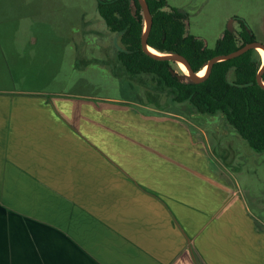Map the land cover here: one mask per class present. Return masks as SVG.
Instances as JSON below:
<instances>
[{
    "label": "crops",
    "instance_id": "crops-1",
    "mask_svg": "<svg viewBox=\"0 0 264 264\" xmlns=\"http://www.w3.org/2000/svg\"><path fill=\"white\" fill-rule=\"evenodd\" d=\"M99 101L0 90V264H264V222L188 125Z\"/></svg>",
    "mask_w": 264,
    "mask_h": 264
},
{
    "label": "rangeland",
    "instance_id": "rangeland-1",
    "mask_svg": "<svg viewBox=\"0 0 264 264\" xmlns=\"http://www.w3.org/2000/svg\"><path fill=\"white\" fill-rule=\"evenodd\" d=\"M96 3L0 0V90L86 95L109 108L126 107L146 121L186 124L191 136L203 141L205 152L226 171L251 213L264 222V153L254 151L223 114H200L189 104L174 103L170 92L158 88L152 76L128 74L117 59L124 49L121 36L106 27ZM167 3L166 11L181 9L189 15L188 32L209 49L230 26L240 30L236 18L245 20L257 41L264 43V0ZM177 64L172 62L173 69L185 77ZM229 79L235 81L234 72ZM131 116L126 113V121H133Z\"/></svg>",
    "mask_w": 264,
    "mask_h": 264
},
{
    "label": "trees",
    "instance_id": "trees-1",
    "mask_svg": "<svg viewBox=\"0 0 264 264\" xmlns=\"http://www.w3.org/2000/svg\"><path fill=\"white\" fill-rule=\"evenodd\" d=\"M145 1L153 16L148 45L161 53L184 56L195 73L203 70L212 58L257 41L247 22L236 18L240 30L228 28L215 48L209 49L188 32L189 15L185 11H166L167 0ZM97 12L106 27L121 36L124 49L118 51L117 59L128 74L152 76L158 88L170 92L174 103L189 104L200 114H223L254 151L264 153V88L257 82L263 65L260 53L250 50L218 62L209 78L196 84L175 72L172 62L156 60L144 52L141 40L145 20L138 0H97ZM231 72L235 73V81L229 79ZM262 78L264 81V74Z\"/></svg>",
    "mask_w": 264,
    "mask_h": 264
},
{
    "label": "water",
    "instance_id": "water-1",
    "mask_svg": "<svg viewBox=\"0 0 264 264\" xmlns=\"http://www.w3.org/2000/svg\"><path fill=\"white\" fill-rule=\"evenodd\" d=\"M141 9H142V14L145 20V31L142 36L141 44L144 52L151 56L152 58L160 61H169V62H175V63H183L188 71L189 75H186L193 83L199 84L207 80L213 70V67L216 63L221 62V61H226L230 59L237 58L244 53L250 51V50H258L259 48H262L264 50V43H261L259 41L250 43L242 47L236 52L230 53L228 55H222V56H216L210 60V62L206 65L207 66V72L204 77H199L198 73H195L194 70L192 69L189 61L182 55L179 54H171V53H160V55L153 54L151 53L148 48L150 47L148 45V37L150 35L152 26H153V16L151 14V11L149 9V6L145 0H138ZM188 29V28H187ZM231 29V26H230ZM152 48V47H150ZM156 50V49H155ZM205 66V67H206ZM263 74H264V64L262 65V68L260 69L259 73L257 74V82L258 84L264 88V81H263Z\"/></svg>",
    "mask_w": 264,
    "mask_h": 264
},
{
    "label": "bare ground",
    "instance_id": "bare-ground-1",
    "mask_svg": "<svg viewBox=\"0 0 264 264\" xmlns=\"http://www.w3.org/2000/svg\"><path fill=\"white\" fill-rule=\"evenodd\" d=\"M148 50L151 52V53H153V54H157V55H160V53L157 51V50H155L154 48H148ZM260 51V54L264 57V50L262 49V48H259L258 49V52ZM263 64H264V61H263ZM178 66H179V68L181 69V71L185 74V75H189V71H188V69H187V67L183 64V63H178ZM206 72H207V66L203 69V70H201L199 73H198V76L199 77H204L205 76V74H206Z\"/></svg>",
    "mask_w": 264,
    "mask_h": 264
}]
</instances>
